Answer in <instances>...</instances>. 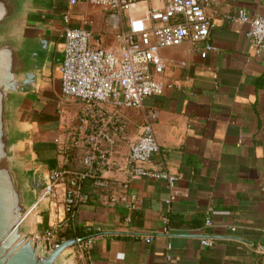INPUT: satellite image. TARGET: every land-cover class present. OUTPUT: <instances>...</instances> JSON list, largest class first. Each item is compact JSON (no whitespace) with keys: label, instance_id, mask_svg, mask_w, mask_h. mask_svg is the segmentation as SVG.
I'll use <instances>...</instances> for the list:
<instances>
[{"label":"crops","instance_id":"1","mask_svg":"<svg viewBox=\"0 0 264 264\" xmlns=\"http://www.w3.org/2000/svg\"><path fill=\"white\" fill-rule=\"evenodd\" d=\"M48 2L39 16L49 26L52 65L55 52L62 51L65 28L89 29L101 45L113 48L114 35L132 17L125 14L116 27L106 10L86 0L73 7L67 0ZM147 9L136 4L130 14L144 18ZM238 10L250 18L264 16V0H212L206 13L214 24L208 38L214 50L202 59L201 44L162 49L161 78L170 87L161 96L145 99L140 110H120L127 122L125 139L119 141L109 160L114 165L104 176L116 184L126 179L129 144L147 116L155 113L152 128L159 149L146 168L165 167L175 174L173 190L161 181L137 179L126 192L133 198L134 209H129L126 203L110 202L111 194H120L117 188L107 189L106 198L87 183L83 190L88 202L65 221L57 204L59 188L56 201L49 200L46 210L36 215L35 234L59 223L56 233L62 239H73L86 227L101 230L83 253L72 249V264H165L167 244V264H264V51L256 53L245 37L248 25L232 20ZM64 15L69 16L67 24ZM85 16H105L107 26ZM47 78L41 79L27 116L34 136L31 153L48 172L82 171L85 149L72 147L71 136L79 127L83 105L63 99L77 107L66 109L61 119L49 116L38 97L39 89L48 88ZM113 111L107 104V118ZM170 193L173 200L167 204ZM163 218L168 219V234ZM201 240L213 246L204 247Z\"/></svg>","mask_w":264,"mask_h":264},{"label":"built area","instance_id":"2","mask_svg":"<svg viewBox=\"0 0 264 264\" xmlns=\"http://www.w3.org/2000/svg\"><path fill=\"white\" fill-rule=\"evenodd\" d=\"M95 7L106 10L108 19L114 26H119L120 19L128 14L127 22L114 35L113 48L101 45L100 38L89 29L65 28L62 35V60L59 65L61 96L65 100H76L83 105L77 118L79 127L72 133V147L85 149L81 158L82 171H70L56 168L49 171V185L42 195L56 201L57 191L61 190L60 204L64 220L71 219L76 210L88 202L89 196L83 190L89 183L102 191L107 198V189L112 188L120 194H111L110 202L126 203L134 209L133 198L126 192L129 184L137 179L161 181L172 191L178 177L165 167L158 170L146 168L152 156L158 152L152 123L156 114L147 116L136 140L129 144V153L125 169L126 179L118 184L109 182L104 174L114 165L109 160L125 139L127 122L120 113L121 109L140 110L145 99L161 96L170 86L161 74L163 65L159 52L165 48L177 47L185 42L202 45V59L214 49L208 42L214 24L206 11L212 0H86ZM73 7L78 0H67ZM136 4L148 6L146 17L130 14ZM227 18V17H226ZM229 19V18H227ZM233 21L249 28L245 37L253 45L256 53L264 51V16L250 18L244 10H238ZM65 24L69 16L64 15ZM92 22L86 21L85 25ZM107 104L113 106L112 115L107 118ZM170 193L166 200L170 204ZM63 220V221H64ZM60 224V223H59ZM52 225L33 239L46 251L57 249L61 243L70 240L57 236L60 225ZM165 233L168 234V219L163 218ZM205 224L211 223L206 220ZM85 237L73 238L80 253L93 242L94 235H101V230L86 227ZM151 238H146L149 242ZM204 247H212L210 240H201ZM167 244L164 263L170 262ZM120 258V256H118ZM122 258V256H121Z\"/></svg>","mask_w":264,"mask_h":264},{"label":"water","instance_id":"3","mask_svg":"<svg viewBox=\"0 0 264 264\" xmlns=\"http://www.w3.org/2000/svg\"><path fill=\"white\" fill-rule=\"evenodd\" d=\"M48 0H0V264H72L73 239L46 251L32 237L49 172L31 153L27 116L42 78L51 75L53 44L39 16Z\"/></svg>","mask_w":264,"mask_h":264},{"label":"rangeland","instance_id":"4","mask_svg":"<svg viewBox=\"0 0 264 264\" xmlns=\"http://www.w3.org/2000/svg\"><path fill=\"white\" fill-rule=\"evenodd\" d=\"M87 13V12H86ZM88 20H98L100 19L101 26H107V19L105 16H85ZM97 17V18H96ZM53 72V65L51 69V74ZM50 77V76H49ZM44 80V79H43ZM48 88L46 89H39L38 97L45 102L46 104V113L53 117L54 119L58 118L61 119L66 115V109L76 108L74 104L70 102H66L63 100L62 96L60 95V85H59V66L55 68V78L50 79L47 78ZM46 92V93H45ZM43 104V102H42ZM41 104V105H42ZM44 132H46L44 129Z\"/></svg>","mask_w":264,"mask_h":264},{"label":"trees","instance_id":"5","mask_svg":"<svg viewBox=\"0 0 264 264\" xmlns=\"http://www.w3.org/2000/svg\"><path fill=\"white\" fill-rule=\"evenodd\" d=\"M61 59H62V51H56L54 56H53V76H52V79L55 78V68L57 65H59V63L61 62ZM79 236L81 237H85L84 233H79ZM68 238V237H67ZM71 239V238H69Z\"/></svg>","mask_w":264,"mask_h":264}]
</instances>
